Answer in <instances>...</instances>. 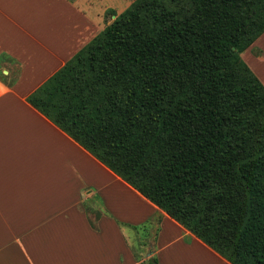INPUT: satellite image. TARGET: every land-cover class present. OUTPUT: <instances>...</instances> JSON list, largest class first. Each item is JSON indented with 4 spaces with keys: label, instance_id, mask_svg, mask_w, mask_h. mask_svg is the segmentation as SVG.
<instances>
[{
    "label": "trees",
    "instance_id": "obj_1",
    "mask_svg": "<svg viewBox=\"0 0 264 264\" xmlns=\"http://www.w3.org/2000/svg\"><path fill=\"white\" fill-rule=\"evenodd\" d=\"M114 14L26 100L228 262L264 264V85L240 55L264 32V0ZM160 219L132 226L150 251Z\"/></svg>",
    "mask_w": 264,
    "mask_h": 264
},
{
    "label": "crops",
    "instance_id": "obj_2",
    "mask_svg": "<svg viewBox=\"0 0 264 264\" xmlns=\"http://www.w3.org/2000/svg\"><path fill=\"white\" fill-rule=\"evenodd\" d=\"M124 3L0 0V264H231L26 100ZM240 55L264 85V32ZM157 213L141 258L129 228Z\"/></svg>",
    "mask_w": 264,
    "mask_h": 264
},
{
    "label": "rangeland",
    "instance_id": "obj_3",
    "mask_svg": "<svg viewBox=\"0 0 264 264\" xmlns=\"http://www.w3.org/2000/svg\"><path fill=\"white\" fill-rule=\"evenodd\" d=\"M129 1H133V0H125V3H124L125 8L131 3V2L129 3ZM120 7H122L121 4H120ZM141 232L142 231H140V230L129 228V236L131 238L129 240V243L135 249L137 248L136 250H139L138 254H139L140 250H142L144 248V246L141 247V244H142L143 239H144ZM139 256L141 258H143V257H145V253L144 252L140 253Z\"/></svg>",
    "mask_w": 264,
    "mask_h": 264
}]
</instances>
